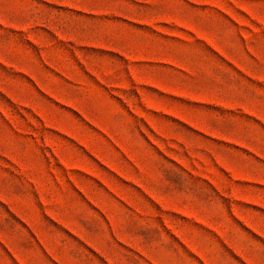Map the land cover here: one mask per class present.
I'll return each mask as SVG.
<instances>
[{
  "label": "rangeland",
  "instance_id": "374dc122",
  "mask_svg": "<svg viewBox=\"0 0 264 264\" xmlns=\"http://www.w3.org/2000/svg\"><path fill=\"white\" fill-rule=\"evenodd\" d=\"M0 264H264V0H0Z\"/></svg>",
  "mask_w": 264,
  "mask_h": 264
}]
</instances>
